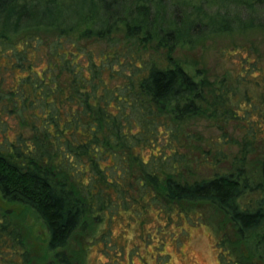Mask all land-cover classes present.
<instances>
[{"label":"trees","instance_id":"trees-1","mask_svg":"<svg viewBox=\"0 0 264 264\" xmlns=\"http://www.w3.org/2000/svg\"><path fill=\"white\" fill-rule=\"evenodd\" d=\"M257 28L264 0H0V199L39 216L52 263L71 264L76 231L148 202L211 204L236 231L220 241L233 264L264 261V150L249 160L264 146V51L222 55L232 67L211 81L161 54ZM201 118L241 135L205 142ZM10 214L0 264H31Z\"/></svg>","mask_w":264,"mask_h":264},{"label":"rangeland","instance_id":"rangeland-1","mask_svg":"<svg viewBox=\"0 0 264 264\" xmlns=\"http://www.w3.org/2000/svg\"><path fill=\"white\" fill-rule=\"evenodd\" d=\"M242 50L262 54L264 28L210 35L192 46L176 47L169 54L163 50L161 54L173 57L188 72L203 71L205 78L211 81L232 67L222 55ZM191 125L205 142L217 138L223 131L236 138L241 135L234 127H224L204 118L195 119ZM13 135L10 131L9 136ZM263 150V145H257L249 155L250 162L254 163ZM248 167L256 168L253 164ZM147 204V212L143 214L140 206L119 209L111 219L87 226H94L93 230L76 231L68 241L67 251L73 258L71 264H233V255L228 252L229 248H220V241L225 238L228 244L234 242L236 231L216 207L208 203L176 202L166 204L163 209L152 202ZM168 205L174 210L170 208L166 215L161 211L168 210ZM1 209L11 213L13 224L22 232L31 264H55L51 262L53 254L46 251L47 231L34 210L0 199ZM250 244L251 240L242 244L245 256L248 253L246 245ZM248 264H264V261L252 258Z\"/></svg>","mask_w":264,"mask_h":264}]
</instances>
